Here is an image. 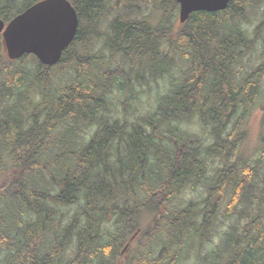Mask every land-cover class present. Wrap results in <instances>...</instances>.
I'll use <instances>...</instances> for the list:
<instances>
[{
  "label": "trees",
  "instance_id": "16d2710c",
  "mask_svg": "<svg viewBox=\"0 0 264 264\" xmlns=\"http://www.w3.org/2000/svg\"><path fill=\"white\" fill-rule=\"evenodd\" d=\"M39 1L0 0V18ZM69 1L79 29L56 66L11 62L0 47V264H113L134 237L133 264H178L241 208L244 220L262 214L227 240L223 264H264V168L240 152L264 85V61L250 69L257 44L264 60V20L255 39L241 27L256 0H230L182 27L174 0ZM154 11L156 25L140 20ZM99 42L108 59L91 53ZM160 82L141 122L108 116L116 90ZM192 121L201 134L184 128ZM202 186L200 202L184 200Z\"/></svg>",
  "mask_w": 264,
  "mask_h": 264
},
{
  "label": "rangeland",
  "instance_id": "374dc122",
  "mask_svg": "<svg viewBox=\"0 0 264 264\" xmlns=\"http://www.w3.org/2000/svg\"><path fill=\"white\" fill-rule=\"evenodd\" d=\"M162 1H173V0H154L152 8L154 9L156 5ZM256 5L251 7L249 10V23H244L241 25L242 29L251 34L252 39H255V30L257 26L264 20V0H256ZM152 9V10H153ZM154 15L150 16L148 13H145L140 17V20H150L154 25L158 22V12L154 11ZM179 12L176 15V27L179 26ZM112 13V15H114ZM101 33V30H100ZM102 42L99 44H95L93 46V50L91 53L96 54V56L100 58L108 59L110 56L107 51L101 53L99 48L102 46ZM0 47L3 49L2 41L0 39ZM4 53V51L2 50ZM261 50L259 45L256 46L255 59L250 63V69L258 66L263 59L257 60L256 58L260 56ZM114 69V65L110 66ZM249 70V69H248ZM52 79L51 81H53ZM50 83V82H49ZM64 83V80H58L56 82L51 83L53 85L52 91L49 95L58 96L59 89L61 84ZM55 85V86H54ZM161 88L158 89L153 87L149 89L148 87H143L142 89H138L134 95L126 96L123 93H119V91L113 93V95L109 96L108 99V108L111 110V113L108 116L112 119H127V123H138L141 120L148 117L152 110L153 106H156L157 103V94L159 91H164L165 84L160 82ZM36 92L33 93V96L29 99L31 100V105H37L42 101V95L38 92L37 87H32ZM21 96V95H20ZM12 103L6 104L9 105ZM199 121H192L190 124L185 125L184 128L187 130L201 134L203 131L198 126ZM244 132V140L240 146V152L242 155L250 160L251 162H260L262 163L261 170L264 168V85L260 94L258 101L255 103L253 110L251 111L247 123L243 129ZM216 164L214 167H216ZM211 172L209 173V177H211ZM205 195V188L202 186L198 188L195 193L189 192L184 200L188 201H196L200 202ZM244 209H238V213L235 217L224 220L220 218V223L216 226V228L208 235L204 236L202 239L198 241V237H195V241H191V243L187 246L186 250L183 252L180 261L178 264H223L224 261L228 258V253L226 251V243L227 240L231 237L235 239L244 238L253 226H250L251 221L253 219H258L262 214L256 210H251L250 219L244 220L240 218V214H243ZM149 224V221L147 222ZM111 224L104 225V228L110 227ZM147 228V225L144 226ZM245 234V235H243ZM138 243L135 242L131 246L130 255L135 257L138 254ZM129 253V250H128ZM2 262V258H0V263Z\"/></svg>",
  "mask_w": 264,
  "mask_h": 264
},
{
  "label": "water",
  "instance_id": "95a60500",
  "mask_svg": "<svg viewBox=\"0 0 264 264\" xmlns=\"http://www.w3.org/2000/svg\"><path fill=\"white\" fill-rule=\"evenodd\" d=\"M180 7V26L198 12L219 13L230 0H175ZM79 16L68 0H42L6 23L0 18V38L5 56L18 61L32 55L41 65H57L63 52L74 42Z\"/></svg>",
  "mask_w": 264,
  "mask_h": 264
},
{
  "label": "flooded vegetation",
  "instance_id": "af4514ba",
  "mask_svg": "<svg viewBox=\"0 0 264 264\" xmlns=\"http://www.w3.org/2000/svg\"><path fill=\"white\" fill-rule=\"evenodd\" d=\"M112 219H114V218H112ZM126 245H124L123 248L120 250V253L115 258L113 264H115L116 262H117V264H133L134 257L130 255V248L125 250ZM128 250H129V253H128Z\"/></svg>",
  "mask_w": 264,
  "mask_h": 264
},
{
  "label": "bare ground",
  "instance_id": "6f19581e",
  "mask_svg": "<svg viewBox=\"0 0 264 264\" xmlns=\"http://www.w3.org/2000/svg\"><path fill=\"white\" fill-rule=\"evenodd\" d=\"M105 213V212H104ZM66 253V252H65ZM67 261V260H66ZM93 264V263H92Z\"/></svg>",
  "mask_w": 264,
  "mask_h": 264
}]
</instances>
